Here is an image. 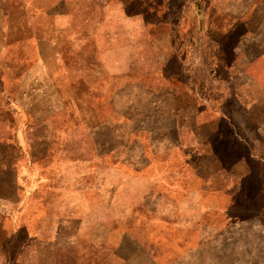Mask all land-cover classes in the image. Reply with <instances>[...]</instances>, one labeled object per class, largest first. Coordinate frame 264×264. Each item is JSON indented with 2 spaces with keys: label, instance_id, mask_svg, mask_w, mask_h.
<instances>
[{
  "label": "rangeland",
  "instance_id": "rangeland-1",
  "mask_svg": "<svg viewBox=\"0 0 264 264\" xmlns=\"http://www.w3.org/2000/svg\"><path fill=\"white\" fill-rule=\"evenodd\" d=\"M193 1L0 0V264L56 219L111 225L108 214L121 222L114 264H264V89L239 77V58L264 57V0ZM262 65L244 70L264 83ZM110 92L105 112L130 117L97 112ZM14 132L37 144L33 165ZM95 138L109 151L104 184L91 164L55 165ZM55 166L82 169V199L73 175L59 180L56 206L46 199ZM57 245L58 261L73 262Z\"/></svg>",
  "mask_w": 264,
  "mask_h": 264
},
{
  "label": "crops",
  "instance_id": "crops-1",
  "mask_svg": "<svg viewBox=\"0 0 264 264\" xmlns=\"http://www.w3.org/2000/svg\"><path fill=\"white\" fill-rule=\"evenodd\" d=\"M190 1V0H189ZM195 2V0L193 1ZM244 2V0H239V3ZM242 15H239V19H241ZM2 33V32H1ZM256 34V33H255ZM242 49H247L246 47V40L241 42ZM264 56V55H263ZM255 56H247L245 55L242 59L239 58V60H242V63L239 65H244L242 67L239 66L241 70H239V77L243 82V85L247 88H251L255 85H258L260 88L264 89V83L260 81L259 79H256L253 74L248 72L247 70H244V68L251 65V63H257L259 65H262V62L264 61L262 57L258 56L257 58H254ZM250 58V59H249ZM258 61V62H257ZM250 63V64H249ZM107 67L115 65V63L108 61L106 63ZM45 68L49 67L50 65L47 62V65H43ZM263 66V65H262ZM2 74V72H1ZM52 74L47 73L44 74L43 78L46 80V77L48 79V82L51 81ZM116 74H113L112 77H108L109 82H116L115 80ZM18 78V77H17ZM42 78V79H43ZM84 78V76H83ZM5 79V78H4ZM19 82H24V78H18ZM3 82V77L0 75V83ZM21 90L22 88L19 87ZM18 89V90H19ZM4 88L0 87V95L2 97H5L4 95ZM254 96H256L254 93H252ZM9 99L12 98V104H16L17 106L20 105L22 107H25L22 100H20L19 95H13L8 96ZM11 97V98H10ZM116 95L112 94L111 92L108 93L102 100L97 101V112L102 114L103 116L108 117L105 120H109L110 114L120 112L123 114V116L130 117V113L126 111H122L119 109H113L111 113H106L104 110V107L111 103L113 100L116 99ZM17 106H14L17 108ZM13 107V108H14ZM117 123L120 122H109V126L113 128H110L111 131L115 132L117 131L118 127L116 126ZM119 125V124H118ZM14 123L11 124L12 131L14 129ZM32 125H28L26 127V131L32 130ZM179 128V127H178ZM144 130V128H134V132L138 133L140 130ZM149 130H152V128H148ZM14 132L11 142L12 145L16 148H20L22 152H25L27 155H29V161L28 163L33 165L36 162V159L34 160V156L36 154L35 148L37 144H35V141L31 138V136L28 134L25 135L26 138L21 140L20 138H17V134ZM4 133H3V126L0 124V148L4 145ZM47 143H51V140H48ZM82 146V144H80ZM87 145V144H86ZM86 148H89V150H85V153L83 151H80L79 153H70V156H63L67 157L63 160H55L56 164H69V165H82L84 164H91L92 170L94 171V174L92 176V180L95 179V183L97 184V178L100 180L102 177V174H105L107 170H104L106 166L101 165V162L103 161V157L105 154H108V150L101 149L100 141L95 139L89 140V145L86 146ZM25 147H27V151L25 150ZM91 148V149H90ZM91 151V152H90ZM46 160L45 162H51L52 161V151L49 149L48 154L44 156ZM2 163V160H1ZM2 166V165H1ZM0 166V167H1ZM35 168V167H34ZM2 172V171H0ZM52 174L49 176L46 173L44 174L43 178V186H44V194L46 195V199H48L47 196L50 195V199L52 200V203L54 201V206L57 205L56 200L54 199V195H57L58 193H61L60 190V182L59 180L62 177L66 176H76L77 179H79L78 186H76L73 190L72 194L75 201H78L82 199V196L84 195V172L82 169L79 170H72V169H59L57 166L55 168L51 167ZM49 176V177H46ZM1 178V175H0ZM97 180V181H96ZM2 181V179H1ZM102 183L104 184V178L101 179ZM100 184V182H99ZM102 186V184L100 185ZM59 187V189H58ZM97 188V186H96ZM64 196H67V193L63 194ZM109 195V194H107ZM3 185L1 182L0 185V227H4L5 221L3 219ZM53 196V198L51 197ZM109 199H111V196H108ZM76 202L75 204H77ZM100 203V201H99ZM101 204V203H100ZM98 207V204L96 205ZM106 207V206H104ZM57 209V207H54ZM106 212H111L110 208L105 209ZM108 212V213H109ZM110 220L112 223L111 225L108 223H105L104 221L98 220V219H92V218H78V219H61L54 220L56 228L45 227L49 228L46 229L44 232L43 237L34 235V234H27L24 236L23 239L19 240V246L17 247V252H14V256L11 259L12 264H62L58 261V259L53 255L55 251L58 250V242L63 243L66 245H70L73 255L72 259L73 262H69L67 264H114L115 260V251L110 249V244L117 241V239H120L114 231V227L121 224L120 220H118L114 215L111 216L108 214L106 217V222ZM14 223V222H13ZM15 226H17L18 229L24 228L23 224H18V221H15ZM127 235V234H125ZM124 235V236H125ZM66 264V263H65Z\"/></svg>",
  "mask_w": 264,
  "mask_h": 264
}]
</instances>
